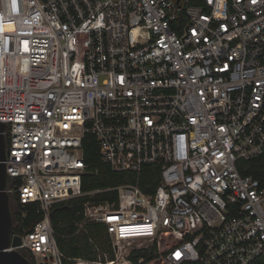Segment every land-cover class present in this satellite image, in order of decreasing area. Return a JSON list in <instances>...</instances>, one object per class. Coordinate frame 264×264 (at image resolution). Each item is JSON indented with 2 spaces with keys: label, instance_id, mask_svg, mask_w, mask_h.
I'll list each match as a JSON object with an SVG mask.
<instances>
[{
  "label": "built area",
  "instance_id": "2783aa9c",
  "mask_svg": "<svg viewBox=\"0 0 264 264\" xmlns=\"http://www.w3.org/2000/svg\"><path fill=\"white\" fill-rule=\"evenodd\" d=\"M0 122L5 190L42 214L8 250L35 264L264 257V186L237 169L264 154V0H0ZM88 133L135 183L82 191ZM81 196L76 233L106 238L92 259L65 256L50 221Z\"/></svg>",
  "mask_w": 264,
  "mask_h": 264
},
{
  "label": "trees",
  "instance_id": "16d2710c",
  "mask_svg": "<svg viewBox=\"0 0 264 264\" xmlns=\"http://www.w3.org/2000/svg\"><path fill=\"white\" fill-rule=\"evenodd\" d=\"M84 157L86 158L87 169L82 178V191H89L94 188H106L107 186H117L123 182L135 183V176L132 173H118L110 169L108 164H104L99 155L98 148L93 136L88 133L84 138ZM237 169L241 175H250L257 179L264 186V154L248 160L237 162ZM128 180V181H127ZM159 180V172L152 166H144L139 181L140 188L146 191H152ZM150 184V188L146 184ZM117 197V190H110L96 194L92 199L96 201L111 200ZM13 201L17 212H12L14 222V232L22 235L31 230L33 224L40 220L42 214L36 209L34 204H20L16 195H12L10 201ZM89 200L87 196L73 197L65 201L57 202L52 207L50 217L51 225L54 227L56 243L59 249L67 257L82 256L92 259L97 252L93 250L94 245L89 242L92 239L102 248L107 246L105 236L102 232V226L95 223L84 224V230L77 232L78 223L83 221V203ZM25 256L35 264L32 256L25 253ZM131 258L135 259L133 256ZM182 264H203L201 262H184ZM252 264H264V257L255 260Z\"/></svg>",
  "mask_w": 264,
  "mask_h": 264
},
{
  "label": "water",
  "instance_id": "95a60500",
  "mask_svg": "<svg viewBox=\"0 0 264 264\" xmlns=\"http://www.w3.org/2000/svg\"><path fill=\"white\" fill-rule=\"evenodd\" d=\"M5 124L0 122V264H32V262L19 250L11 249L10 246L17 247L20 238L17 235L11 237L13 231V216L10 209L9 193L6 187V171L4 156L6 153L4 129Z\"/></svg>",
  "mask_w": 264,
  "mask_h": 264
},
{
  "label": "rangeland",
  "instance_id": "374dc122",
  "mask_svg": "<svg viewBox=\"0 0 264 264\" xmlns=\"http://www.w3.org/2000/svg\"><path fill=\"white\" fill-rule=\"evenodd\" d=\"M14 208H15V204H14V202L11 200V201H10V209L12 210V212L14 211Z\"/></svg>",
  "mask_w": 264,
  "mask_h": 264
}]
</instances>
